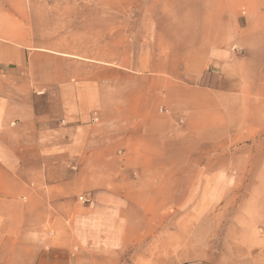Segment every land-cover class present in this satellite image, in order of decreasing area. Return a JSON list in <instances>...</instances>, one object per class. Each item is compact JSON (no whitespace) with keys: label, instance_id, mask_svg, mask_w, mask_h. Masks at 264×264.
<instances>
[{"label":"rangeland","instance_id":"obj_1","mask_svg":"<svg viewBox=\"0 0 264 264\" xmlns=\"http://www.w3.org/2000/svg\"><path fill=\"white\" fill-rule=\"evenodd\" d=\"M234 16L264 20V0H0V81H22L38 110L60 112L72 101L89 105L93 119L123 116L129 95L150 92L146 81L171 78L166 67L188 50L182 41L194 20L209 30ZM259 46L250 68L264 71ZM247 105L232 127L242 123L243 140L226 149L169 133L170 142L146 151L167 165L127 167L136 188H167L168 198L137 199L147 213L121 263L264 264V102Z\"/></svg>","mask_w":264,"mask_h":264},{"label":"crops","instance_id":"obj_2","mask_svg":"<svg viewBox=\"0 0 264 264\" xmlns=\"http://www.w3.org/2000/svg\"><path fill=\"white\" fill-rule=\"evenodd\" d=\"M203 21H193L188 50L166 67L171 78L146 81L150 92L129 95L123 116L93 119L89 105L72 101L38 110L22 81H0V264H123L147 213L137 199L168 198L167 188H136L127 167L167 165L146 151L182 132L215 151L243 140L233 119L247 102H264V71L250 68L264 20L234 16L209 30Z\"/></svg>","mask_w":264,"mask_h":264},{"label":"built area","instance_id":"obj_3","mask_svg":"<svg viewBox=\"0 0 264 264\" xmlns=\"http://www.w3.org/2000/svg\"><path fill=\"white\" fill-rule=\"evenodd\" d=\"M79 199H83V196H80Z\"/></svg>","mask_w":264,"mask_h":264}]
</instances>
